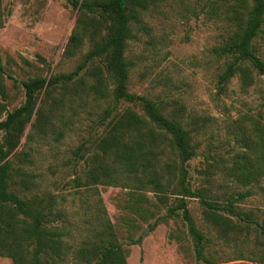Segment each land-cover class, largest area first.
Returning <instances> with one entry per match:
<instances>
[{"label": "rangeland", "instance_id": "rangeland-1", "mask_svg": "<svg viewBox=\"0 0 264 264\" xmlns=\"http://www.w3.org/2000/svg\"><path fill=\"white\" fill-rule=\"evenodd\" d=\"M201 3L166 0L142 14L143 27L133 25L126 44L125 56L130 63L127 89L160 102L164 113L182 107L178 115L196 143V154L187 163L190 186L203 191L206 199L223 205L230 193L244 191L224 172L233 146L229 126L241 116L258 111L264 120V76H256V83L243 89L236 74L224 90H218L217 77L225 67V59L217 57L214 50L225 42L229 22L222 14L203 12ZM1 4L4 26L0 28V59L10 95L8 110L12 111L24 101L21 81L71 72L88 44L72 58L63 56L77 15L68 0H1ZM256 46L264 58V34L256 39ZM81 78L85 84L76 79L56 88L52 97L59 101L55 105H51L53 100L45 89L40 92L15 154H29L30 162L25 167L38 175L36 180L42 189L58 196V207L72 224L90 219L97 190L116 239L126 252L127 264H205L195 259L180 211L167 216V209L176 204L174 196L168 194L165 203H160L152 191L82 184L85 164L74 152L81 145L91 147L101 133V117L111 98H97L90 92L88 85L93 80L87 72ZM129 106L122 101L118 110ZM133 109L141 114L138 106ZM38 110L50 115V124L45 133L36 135L32 125ZM28 134L32 138L28 139ZM261 186L236 205L264 222V180ZM250 189L253 191V186ZM185 201L195 225L211 241L208 251L216 264H253L248 254L257 238L253 223L241 234L228 230L223 239L207 221L200 198ZM229 217L239 227L246 225ZM0 264L13 263L0 257Z\"/></svg>", "mask_w": 264, "mask_h": 264}, {"label": "trees", "instance_id": "trees-1", "mask_svg": "<svg viewBox=\"0 0 264 264\" xmlns=\"http://www.w3.org/2000/svg\"><path fill=\"white\" fill-rule=\"evenodd\" d=\"M165 1L68 0L77 15L63 56H76L85 43L88 50L69 73L21 81L24 101L12 111L8 110L10 95L0 59V257L9 258L13 264H127L126 252L116 239L96 189L97 199L90 219L72 224L58 207V196L42 189L36 180L38 175L25 167L30 162L29 154L14 152L35 111L40 92L45 89L53 100L51 105H55L59 101L52 97L56 88L76 79L85 84L81 74L87 72L93 80L88 85L90 92L97 98L110 97L111 101L101 117L102 131L91 147L81 145L74 152L85 164L82 184L152 191L160 203H165L168 194L174 196L176 204L167 209V216L177 215L179 210L192 240L195 259L216 264L208 251L211 241L195 225L186 205V198L199 197L207 221L223 239L228 230L234 235L241 234L253 223L257 238L253 248L248 249L249 260L253 264H264V222L254 215L252 218L250 212L236 205L254 195L256 187L262 188L263 113L243 115L229 126L233 146L230 164L224 172L244 191L230 193L220 205L190 186L187 163L196 154V143L178 115L182 107L164 113L160 102L127 89L130 63L125 52L132 27L135 24L143 27L142 14ZM200 1L203 12L222 14L229 22L225 42L214 50L217 57L225 59V67L217 77L218 90H224L236 74L241 88L254 85L256 76H264V58L256 46V39L264 34V0ZM3 26L0 0V28ZM261 94L264 108V81ZM122 101L131 107L118 110ZM135 106L140 108L141 114L133 109ZM49 124L50 115L38 110L33 132L43 134ZM27 138H32V134ZM229 216L246 225L239 227Z\"/></svg>", "mask_w": 264, "mask_h": 264}]
</instances>
